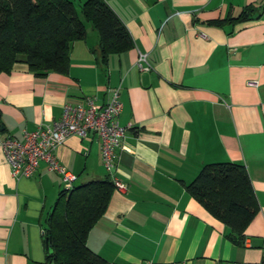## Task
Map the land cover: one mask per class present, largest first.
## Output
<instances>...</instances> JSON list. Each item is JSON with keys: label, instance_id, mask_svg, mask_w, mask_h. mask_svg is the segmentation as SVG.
Masks as SVG:
<instances>
[{"label": "crops", "instance_id": "1", "mask_svg": "<svg viewBox=\"0 0 264 264\" xmlns=\"http://www.w3.org/2000/svg\"><path fill=\"white\" fill-rule=\"evenodd\" d=\"M77 10L84 0H72ZM133 45L100 56L99 34L71 42L68 72L36 74L15 62L0 72V137L49 124L65 103L109 98L119 86L118 120L129 125L115 148L113 174L125 183L89 229L86 244L107 264H218L264 255V13L221 24L264 0H105ZM147 53L150 69L136 65ZM249 80H256L250 84ZM75 183L109 175L94 132L55 148ZM237 161L248 171L258 210L242 243L185 188L208 162ZM62 178L39 160L15 176L0 146V264H45L44 217Z\"/></svg>", "mask_w": 264, "mask_h": 264}, {"label": "trees", "instance_id": "2", "mask_svg": "<svg viewBox=\"0 0 264 264\" xmlns=\"http://www.w3.org/2000/svg\"><path fill=\"white\" fill-rule=\"evenodd\" d=\"M264 3H248L237 15L213 18L214 23L259 18ZM84 20L99 34L100 56L130 48L132 38L105 0H84L77 10L72 0H0V72L25 62L36 74L47 70L68 72L73 40L86 35ZM186 190L229 227L237 243L258 210L250 176L243 163L215 161L203 164L184 183ZM114 190L109 175L74 183L58 191L44 217L45 264H107L86 244L89 229L103 214Z\"/></svg>", "mask_w": 264, "mask_h": 264}, {"label": "built area", "instance_id": "3", "mask_svg": "<svg viewBox=\"0 0 264 264\" xmlns=\"http://www.w3.org/2000/svg\"><path fill=\"white\" fill-rule=\"evenodd\" d=\"M136 65L139 69H150L147 53L138 51ZM256 84V80H249ZM109 98L98 102L92 96H86L83 102L65 103L61 116L49 124H38L34 129H23L22 138L12 135L0 137V146L11 173L15 176H29L35 170L39 160L46 162L48 169L60 174L63 187L69 189L75 183L77 175L59 162L55 148L69 135L86 137L94 132L100 142L101 160L115 189H124L125 183L113 174L115 148L120 145L129 125L121 124L118 115L121 110L119 86H108ZM218 264H264V255L257 261L225 260Z\"/></svg>", "mask_w": 264, "mask_h": 264}]
</instances>
